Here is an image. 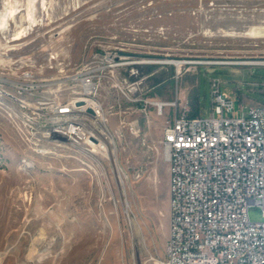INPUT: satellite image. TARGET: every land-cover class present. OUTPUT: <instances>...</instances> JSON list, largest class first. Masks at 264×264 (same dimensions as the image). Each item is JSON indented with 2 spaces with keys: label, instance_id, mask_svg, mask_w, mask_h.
<instances>
[{
  "label": "rangeland",
  "instance_id": "1",
  "mask_svg": "<svg viewBox=\"0 0 264 264\" xmlns=\"http://www.w3.org/2000/svg\"><path fill=\"white\" fill-rule=\"evenodd\" d=\"M9 6L16 12L0 25L7 71L30 68L70 99L80 90L70 77L111 53L126 62L117 69L125 93L107 92V81L98 93L111 157L85 142L33 137L0 108V264H163L162 139L173 112L153 101L178 98L192 111L198 96V114L211 116L216 77L235 103L227 116L264 105V64L225 63L264 61V0H0V21ZM172 59L194 62L179 73L162 62ZM249 216L262 220V209L250 206Z\"/></svg>",
  "mask_w": 264,
  "mask_h": 264
},
{
  "label": "built area",
  "instance_id": "2",
  "mask_svg": "<svg viewBox=\"0 0 264 264\" xmlns=\"http://www.w3.org/2000/svg\"><path fill=\"white\" fill-rule=\"evenodd\" d=\"M4 54L0 52V76L19 90L35 93V100L17 97L18 103L27 105L26 122L33 137L88 144L104 139L105 133L96 123L98 116H105L98 93L106 81L110 82L107 92L125 93L117 69L126 62L108 53L87 63L70 77L79 84L78 95L63 99L47 87L50 80L39 78L32 69L7 71L1 59ZM211 96V116L191 115L178 98L153 101L160 113L165 106L173 109L162 139L170 190L163 264H264V105L247 107L239 117L227 116L235 103L216 77L211 80ZM80 100L84 103L77 104ZM129 100L143 101L144 108L148 102L130 96ZM56 114L82 116L88 130L60 125L55 122ZM252 205L262 209V220H251Z\"/></svg>",
  "mask_w": 264,
  "mask_h": 264
},
{
  "label": "bare ground",
  "instance_id": "3",
  "mask_svg": "<svg viewBox=\"0 0 264 264\" xmlns=\"http://www.w3.org/2000/svg\"><path fill=\"white\" fill-rule=\"evenodd\" d=\"M10 6L5 7L2 10V17H1L0 25L7 24L9 17L14 16L16 9L10 8ZM2 27H5V26H2ZM21 38H22L21 32H17L14 39L21 40ZM18 47L19 45L18 46L13 45L11 50L17 49ZM149 62H159V61L149 60ZM162 62L174 64L177 68V72L180 73L182 66L184 64L194 62V60L189 61V60H180V59L173 60L172 59V60H165ZM195 62L197 63H217V62H212V61H201V60H198ZM225 63H230V64H233V63H236V64L259 63L260 64L261 63V64H264V61L263 60L262 61H232V62L225 61ZM5 90L8 92H6ZM17 97L22 98V100H35V93H33V91H30V90H19L17 86H13L11 81L6 80L4 76H0V108L7 113L9 118L13 120L19 128H21L20 126H26V128L29 129V133H30L29 123L26 122L28 121V114H26L27 105L18 103ZM85 100L87 101L88 104L92 103V100L90 99H85ZM55 122L60 123V125H71V127H74L76 129L88 130V122L85 121L82 116H78V115L56 114ZM96 123L101 127L103 133H106V132L108 133V129L105 125V116H98ZM99 139H100L99 142L89 141V144L93 147L92 150L93 151L96 150L102 153L103 155H105L106 157H111V150H110L108 143L105 142V139H102V138H99ZM56 140H64V139H56ZM69 143L80 144L77 142H69Z\"/></svg>",
  "mask_w": 264,
  "mask_h": 264
},
{
  "label": "crops",
  "instance_id": "4",
  "mask_svg": "<svg viewBox=\"0 0 264 264\" xmlns=\"http://www.w3.org/2000/svg\"><path fill=\"white\" fill-rule=\"evenodd\" d=\"M197 99H198V96H197V98H196V107H194V109L191 111V109L187 106V103H185V104H183V103H181V105L180 106H186L187 107V109H188V112L191 114V115H199L198 113V107H197ZM179 101H180V99H178ZM171 110H172V112H173V109L171 108Z\"/></svg>",
  "mask_w": 264,
  "mask_h": 264
},
{
  "label": "water",
  "instance_id": "5",
  "mask_svg": "<svg viewBox=\"0 0 264 264\" xmlns=\"http://www.w3.org/2000/svg\"><path fill=\"white\" fill-rule=\"evenodd\" d=\"M83 103H84L83 100H80V101L77 102V104H83ZM88 112H90L92 114L94 113V111H93V109L91 107H88Z\"/></svg>",
  "mask_w": 264,
  "mask_h": 264
}]
</instances>
